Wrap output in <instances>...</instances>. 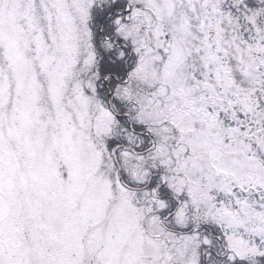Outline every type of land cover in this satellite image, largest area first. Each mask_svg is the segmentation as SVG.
Returning <instances> with one entry per match:
<instances>
[{
    "label": "snow or ice",
    "instance_id": "snow-or-ice-1",
    "mask_svg": "<svg viewBox=\"0 0 264 264\" xmlns=\"http://www.w3.org/2000/svg\"><path fill=\"white\" fill-rule=\"evenodd\" d=\"M0 264H264V0H0Z\"/></svg>",
    "mask_w": 264,
    "mask_h": 264
}]
</instances>
